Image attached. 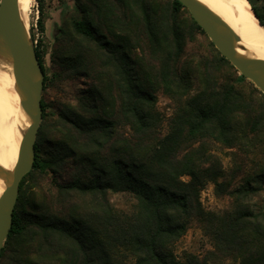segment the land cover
I'll return each mask as SVG.
<instances>
[{"label":"trees","instance_id":"1","mask_svg":"<svg viewBox=\"0 0 264 264\" xmlns=\"http://www.w3.org/2000/svg\"><path fill=\"white\" fill-rule=\"evenodd\" d=\"M37 1L43 15L45 0ZM72 1L51 78L36 48L44 93L49 83L89 84L56 116L43 96L35 167L21 183L0 264H264V95L252 84L239 88L246 78L217 50L183 72L189 39L205 32L192 17L183 26L189 11L177 0L165 12L154 0ZM248 1L264 27V0ZM160 91L175 104L166 135ZM68 162V182L35 192L41 173ZM210 184L229 208L204 209ZM109 194L130 196L131 211L117 212ZM195 221L213 249L179 258L174 247Z\"/></svg>","mask_w":264,"mask_h":264},{"label":"water","instance_id":"2","mask_svg":"<svg viewBox=\"0 0 264 264\" xmlns=\"http://www.w3.org/2000/svg\"><path fill=\"white\" fill-rule=\"evenodd\" d=\"M177 1L189 11L221 56L264 95V59L249 52L237 51L234 44L240 42L239 37L232 27L204 2ZM1 49L14 61V76L29 127L21 141L18 160L7 176V188L0 196V255L14 225L21 183L35 167L36 144L44 120L42 101L45 74L28 29L22 23L19 0H0Z\"/></svg>","mask_w":264,"mask_h":264},{"label":"rangeland","instance_id":"3","mask_svg":"<svg viewBox=\"0 0 264 264\" xmlns=\"http://www.w3.org/2000/svg\"><path fill=\"white\" fill-rule=\"evenodd\" d=\"M154 1L158 6H160L161 10H163L162 12H165L164 10L167 8V3L171 0ZM65 10L67 11L66 15H64ZM66 16H75L74 2L72 0H45L43 6V15L40 14L39 3L36 0L29 10L30 20L28 32L34 47L39 50L43 58L47 74L50 78L53 74V69L51 67V54L56 47V38ZM191 17L192 16L190 13H182L181 21L185 28H191ZM41 21L42 25L40 23ZM211 43L212 42L210 38L206 34L202 33H195L194 36L189 39L181 64V66H183V72H186L188 64L196 65L200 57L212 59L216 56L217 49L215 46H212ZM134 56L136 58H141L142 53L140 50H136L134 51ZM239 75L241 74L239 73ZM88 84L89 82L83 78L70 79L64 82L49 83L48 88L43 95L45 102L47 103V114L56 116L55 114L58 113L63 106L76 104L77 96H79L83 90L86 89ZM250 84L255 87V85L249 80L246 81L244 86L238 85V87L247 91L248 88L251 87ZM194 86L195 89L192 92L193 94L197 92L198 84L196 83ZM157 97V110L162 115L164 120L162 134L166 135L169 132V120L175 113V104L170 99V97H168L162 91L157 93ZM54 118L55 117L52 119ZM51 139L54 140V137L50 135L47 144L43 146L41 153L42 158H47L45 151L47 146L52 144ZM224 163L225 166L229 168L230 161L228 158H224ZM71 174V162H68L64 170L55 174H52L50 171L41 173V175H39L35 181V192L40 195L38 190L39 187L43 189L45 194L53 192L55 185L57 183L63 184L68 182L71 179ZM183 180L189 181L190 179L185 177ZM109 200L117 212H130L131 207L134 204L133 199L130 196L124 194H109ZM201 203L206 211L218 212L229 208L231 201L227 197L218 199L215 196L214 186L210 184L207 185L201 193ZM212 249V240L205 235L201 225L196 221L189 226L185 236H183L174 247V251L179 258H183L184 253H190L199 257H204ZM226 264L238 263L227 262Z\"/></svg>","mask_w":264,"mask_h":264},{"label":"bare ground","instance_id":"4","mask_svg":"<svg viewBox=\"0 0 264 264\" xmlns=\"http://www.w3.org/2000/svg\"><path fill=\"white\" fill-rule=\"evenodd\" d=\"M36 0H19L20 16L29 28V10ZM224 19L239 37L234 44L239 52L264 59V27L248 0H201ZM29 127L15 76L14 61L0 50V196L7 188L8 174L19 156L20 144Z\"/></svg>","mask_w":264,"mask_h":264}]
</instances>
